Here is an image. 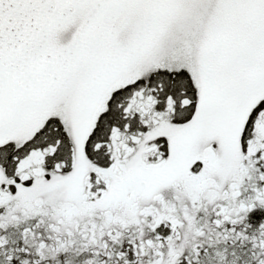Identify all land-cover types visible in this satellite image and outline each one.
<instances>
[{
  "label": "rangeland",
  "instance_id": "obj_1",
  "mask_svg": "<svg viewBox=\"0 0 264 264\" xmlns=\"http://www.w3.org/2000/svg\"><path fill=\"white\" fill-rule=\"evenodd\" d=\"M29 1L43 7L8 19L19 29L1 35L6 51L42 37L46 0ZM96 2L54 21L55 76L0 94V146L23 147L0 156V264L23 238L31 262L17 264H264V0H127L106 20ZM6 60L10 87L26 69ZM158 70L182 71L194 100L153 96ZM131 85L129 119L89 149ZM190 104V122L174 124Z\"/></svg>",
  "mask_w": 264,
  "mask_h": 264
},
{
  "label": "trees",
  "instance_id": "obj_2",
  "mask_svg": "<svg viewBox=\"0 0 264 264\" xmlns=\"http://www.w3.org/2000/svg\"><path fill=\"white\" fill-rule=\"evenodd\" d=\"M87 0H51L50 2H46L45 4H47V7H49L47 10V14H51V16H49L48 18L44 19V21H41L38 23V30L41 31L42 37H38L39 41L36 42H32L31 45H33L32 47H29V45H27L26 43H21V44H14L12 45L13 47H7V59L10 60L12 59L13 63H16L18 61V65L25 68L26 70L23 71V75L19 76L16 78H14V84H11L10 87H8L4 81L6 79V75L5 78L1 81L0 80V94L1 96H6L7 93L12 94V95H16L19 94L20 92V86L17 85V83H19L17 81L18 78H26V76L30 77L31 75H35L36 77H38V81L40 84L42 85V83H44V79L41 80L39 78H43L44 74H52L54 75V73L56 72V68L59 66H62L61 63H55L53 60L52 63V58L49 59V57H45L44 56H52L53 55V50L54 48L51 46V44L53 43L54 45L58 44L59 42H61L63 40V35L62 33H58L56 37L53 38L52 41L49 40V36L48 34L51 36L53 34H51L52 30L57 31L58 24L54 23L55 20H60L62 22V20L67 19L69 14H72L74 12V6H78L75 3H83L86 4ZM97 1V6H99L98 8H94L93 10H95V13L99 12V10H101V13L98 15L100 17H103V19H105V17H107L109 11H121V9L123 8V5L127 2V0H94ZM156 1V0H155ZM140 2H144V0H135V3L137 5H140ZM56 3V5L54 7H56V9H52L53 5ZM109 3L110 6L105 7L104 5ZM65 5V6H64ZM160 7H162L161 4H159ZM42 5L37 4V12H40V9L42 8ZM100 8V9H99ZM24 10L27 11H31V8H25L23 6ZM62 9V10H60ZM166 9V8H165ZM254 9V8H253ZM25 12V11H23ZM9 15L7 18V31H13L14 29L19 28L18 26V22H12L13 20H9L8 23V19L9 18H14V15L8 11ZM252 14L254 13V10L251 12ZM39 14V13H37ZM115 14L114 17H116ZM113 17V18H114ZM106 20V19H105ZM104 20V21H105ZM120 22V20L118 21ZM134 20L130 21V25H133ZM136 25V24H135ZM89 25L85 27V30L88 29ZM137 27V25H136ZM138 28V27H137ZM139 29V28H138ZM50 32V33H49ZM47 36H45V35ZM65 37V36H64ZM15 41V40H14ZM53 48V49H52ZM74 50L77 51V49L75 47H73ZM42 52H44L45 54H42ZM23 53L22 57L20 56V54ZM15 54V55H14ZM56 55V53H55ZM51 60V61H50ZM8 62V61H7ZM6 62V64H7ZM31 63V64H30ZM53 64V66H52ZM25 66V67H24ZM32 66V67H31ZM36 67H38L39 69H36ZM45 67V68H43ZM7 65L3 68V70H6ZM21 73V72H20ZM55 76V75H54ZM41 80V81H40ZM149 81H153L154 85L151 89L156 87V91H154L153 96L155 95L156 98H158L161 94H162V98L164 97H173L175 99H180V98H185L187 97L188 99L190 98V100H194V98H192L195 93L194 90L192 89V85L190 80L187 78V76L182 72V71H166V70H158L156 73H154V75L152 77H150ZM143 81L138 82L137 84H142ZM10 83V82H9ZM134 86H138V85H131L129 86V88H123L120 90H116L113 94L112 97L109 101V105H108V109L107 111L101 116L98 125L96 126V128L94 129V131L91 134V137L89 136V138L87 139L88 141V147L89 149L91 148V145H93V143L98 139L99 134H104L105 131L112 125L115 124H119V123H126V120L129 119L128 115H125L123 112V106H124V102L126 101V96L128 95V93L130 92L131 89H134ZM40 89V88H39ZM45 90L48 89L47 87L44 88ZM40 94H42V91L39 92ZM23 94V93H20ZM183 100V99H182ZM12 107L9 108V110ZM193 105H187L186 107H182L181 105H179V107H177L176 109V118H174L173 123L174 124H180L183 126H186L187 123H189L190 121L187 120L188 116L191 115V110L193 109ZM178 112V113H177ZM54 123H56L54 121ZM54 125V124H53ZM57 125V124H56ZM51 124H50V128H51ZM48 127V126H46ZM60 126H54L53 128H49L48 131L46 132L45 130H39L42 131L43 133H47V135L45 136V138H43L46 141L52 142L55 141L56 138H61V131L59 128ZM38 135V134H37ZM36 140H37V136H36ZM86 141V143H87ZM36 142H39L38 140ZM8 146H5L4 149L0 148V156L4 158V160H6V163L9 164V162L11 161V158L13 157V153L15 151V149L18 150H23V147H18L14 144H12L14 146V150L12 149L11 144H7ZM62 147L65 146V143L61 144ZM165 148V147H163ZM64 153V150H62ZM6 158V159H5ZM16 160V158H14ZM257 218L259 217L258 214H254ZM38 234H40L41 238H45L44 236L47 235L48 233H42L41 231H38ZM48 237L51 236H47L46 238V244L49 246L51 239H48ZM50 240V242H48ZM15 242V248L11 249L8 253L5 252L3 254H1V259L4 258L5 259V264H17L19 262H23L21 255L25 256L26 258H28L30 260V254L28 251V247L25 245V240L23 239H18V242H20L22 245L20 246V243L17 244L16 241ZM13 242V243H14ZM25 245V247H24ZM7 246V244H5V247ZM12 250H14L13 252H11ZM31 262V260H30Z\"/></svg>",
  "mask_w": 264,
  "mask_h": 264
},
{
  "label": "flooded vegetation",
  "instance_id": "obj_3",
  "mask_svg": "<svg viewBox=\"0 0 264 264\" xmlns=\"http://www.w3.org/2000/svg\"><path fill=\"white\" fill-rule=\"evenodd\" d=\"M23 1L24 0H0V80L1 81L5 78L3 68L5 67L6 62H7L6 50L4 47V42H5L4 37L6 36V33H7V26H6L7 21L6 20L9 15L8 11H10L14 15L15 18H20L22 14H25V15L30 14L29 11L22 9L23 6L25 7L29 4V5H33V9L35 10L34 14L37 15V13H39V12L36 13L37 4L34 1L26 2L27 0H25L24 4H23ZM50 1L51 0H46V2H50ZM54 6L55 5L52 6L53 7L52 9H56V7ZM18 29L19 28L14 29V30H18ZM1 35L4 37H2ZM4 51H5V54H4Z\"/></svg>",
  "mask_w": 264,
  "mask_h": 264
},
{
  "label": "bare ground",
  "instance_id": "obj_4",
  "mask_svg": "<svg viewBox=\"0 0 264 264\" xmlns=\"http://www.w3.org/2000/svg\"><path fill=\"white\" fill-rule=\"evenodd\" d=\"M60 142H61V141H60ZM68 258H69V257H68ZM59 260H60V259H59ZM64 261H65V259H64ZM64 261H63V262H64ZM69 262H70V261H69Z\"/></svg>",
  "mask_w": 264,
  "mask_h": 264
}]
</instances>
